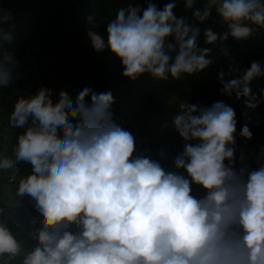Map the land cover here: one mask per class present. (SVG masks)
Instances as JSON below:
<instances>
[{
	"label": "clouds",
	"instance_id": "obj_1",
	"mask_svg": "<svg viewBox=\"0 0 264 264\" xmlns=\"http://www.w3.org/2000/svg\"><path fill=\"white\" fill-rule=\"evenodd\" d=\"M195 4L184 0L194 21L203 24L215 9L227 27L220 35L205 29L206 44L229 36L246 40L253 25L264 29V0H209L202 9ZM175 8L176 0L162 10L153 0L145 6L131 0L107 23V45L92 17L87 36L95 51L110 50L129 80L145 74L180 80L217 58L199 47V27L178 18ZM12 19L0 10V25ZM14 39L0 26V88L20 78V62L9 48ZM219 51L227 74L238 71L229 50ZM225 75L218 73L222 95L245 98L251 110L264 103V89L258 97L250 87L264 77V61H252L239 79L225 81ZM114 102L111 91L89 87L74 100L47 86L18 96L9 124L25 131L12 156L0 157V171L30 165L15 195L27 197L38 215L22 237L0 207V264L17 258L20 264H264V151L255 168L237 167L235 110L224 102L181 104L172 123L182 151L168 170L163 149L160 159L137 150L136 138L114 119ZM239 135L252 139L247 125ZM193 185L203 194H194Z\"/></svg>",
	"mask_w": 264,
	"mask_h": 264
},
{
	"label": "trees",
	"instance_id": "obj_2",
	"mask_svg": "<svg viewBox=\"0 0 264 264\" xmlns=\"http://www.w3.org/2000/svg\"><path fill=\"white\" fill-rule=\"evenodd\" d=\"M199 1L196 0L194 8H203ZM130 2L131 0H0V10L10 11L13 16L12 20L0 26L14 35V42L9 48L20 62L17 70L20 78L8 88H0V120L5 119L3 125L8 131L11 130L12 140H17L20 129L11 126L7 128L8 120L20 95L34 94L41 86L53 89L55 94L61 90L79 92L85 87L102 93V87L117 89L120 86L127 87L131 83V80L123 77L121 63L110 50L105 47L102 52L95 51L87 36L91 28L87 20L92 17L97 24L94 30L103 37L107 45V23L115 18L118 9L128 7ZM134 2L145 6V0ZM153 2L162 10L165 4L172 0ZM174 13L178 18L183 16L187 22L199 27L198 45L201 48L212 49V55L217 58L216 63L202 72L185 75L191 79L174 80L169 76L167 81H161L147 74L140 76L133 83V97H136L134 100L152 106L146 114L135 118L133 126L129 129L121 121L115 119L116 122L133 134L139 152L147 151L154 159H160L156 154L163 149L166 158L161 160L162 165L168 170H174L173 161L182 151V141L172 128V119L171 122L165 123L167 127L163 128V125L158 123L155 112L164 109L171 100L200 106L224 102L236 112L237 167L248 165L255 168L256 157L264 151V103L251 110L245 107V98L238 100L234 94L231 97L222 95L218 73L225 72L224 79L227 81L239 79L252 61H260V57H264V29L253 25L255 31L246 40L238 41L229 36L227 41L222 42L218 39L214 44H206L205 29L210 28L218 35L227 31L215 9L203 24L192 19V10H185L184 0H176ZM223 47L229 50L238 69L230 75L227 74L228 61L219 51ZM199 76L201 79H198ZM250 87L252 94L259 97L261 90L264 89V77L253 80ZM88 99L90 102V97ZM245 125L252 132L251 140L239 135ZM4 141L0 136V157L5 147ZM30 171V165L21 163L7 172L10 174L19 172L26 176ZM8 186H11L10 178L0 172V207H3L11 217L9 225L12 230H22L21 228L28 226L29 221L38 213L32 203L22 207L6 204L4 193ZM193 191L194 194L198 192L200 195L203 194L195 185ZM16 263L17 260L13 262Z\"/></svg>",
	"mask_w": 264,
	"mask_h": 264
},
{
	"label": "rangeland",
	"instance_id": "obj_3",
	"mask_svg": "<svg viewBox=\"0 0 264 264\" xmlns=\"http://www.w3.org/2000/svg\"><path fill=\"white\" fill-rule=\"evenodd\" d=\"M199 2L203 7H207L209 5V0L208 1L200 0ZM260 61H264V57H260ZM184 78L191 79L190 77H186V76H184ZM198 79H201V77L199 76ZM225 81L227 80L225 79ZM133 83L134 81L131 80V83L127 87L120 86V87H117V89L116 87H110V88L102 87V92L111 91L114 97L115 102L111 108L112 112L114 113V119L121 121L123 125L127 127V129L133 126V123H134L133 120H135V118L146 114L149 108L152 106L151 104L149 105L147 103L134 100L136 99V97H133L134 96V93L132 91ZM67 92L73 100L78 94V92L74 90L67 91ZM181 104L183 103H180V102L177 103L176 100H171L164 109H162L161 111L155 112L156 114L155 117L158 118V123H160L161 125H164L165 123L171 122L172 117L178 114V112L180 111ZM4 122H5V119L0 120V136L5 140L4 141L5 147H4L3 154L1 155V157L3 156L11 157L12 149L16 145L17 140H12V134H10L11 130L8 131L5 128L6 126L3 125ZM9 126L10 124L7 126V128H9ZM172 128L173 130H175L174 125ZM24 131L25 129H20V134H22ZM18 166L20 167V165ZM7 171L8 170L0 171L3 173L4 176H8L11 180V186H8L5 188L4 201L7 202L6 204L11 205L13 207H17V206L22 207L25 204H31L27 197H25L24 200L22 201L21 198L15 195L18 181L24 175L20 174L19 172H13L10 174ZM27 225L28 226L21 228L22 230H19L22 237L26 236L27 232L31 228L30 224H27ZM15 231H17V229H14V232ZM16 264H20V258L17 259Z\"/></svg>",
	"mask_w": 264,
	"mask_h": 264
}]
</instances>
